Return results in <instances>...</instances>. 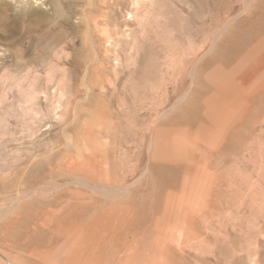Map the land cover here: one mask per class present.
<instances>
[{"label":"rangeland","instance_id":"1","mask_svg":"<svg viewBox=\"0 0 264 264\" xmlns=\"http://www.w3.org/2000/svg\"><path fill=\"white\" fill-rule=\"evenodd\" d=\"M249 1L156 0L148 28L162 32L153 47L134 0H0V264H264V93L233 118L224 105L240 110L248 94L237 75L222 78L232 68L221 59L224 36L250 12ZM85 9L97 28L87 30ZM158 17L168 24L157 27ZM191 26L203 28L196 39L185 34ZM256 50L238 73L261 63L264 44ZM215 51L219 59L202 72L214 85L202 100L215 98V119L178 122L194 102L179 99L178 69L189 59L190 72L196 56L202 64ZM63 76L67 94L55 105ZM90 159L106 160L104 174L127 189L114 197L96 188L92 198L107 205L74 212L68 198L85 187L69 172L51 177V168ZM155 163L192 168L177 176ZM122 166L132 171L124 179ZM22 179L42 181L38 192L19 193ZM31 201L40 205L21 207ZM131 231L138 255L128 259Z\"/></svg>","mask_w":264,"mask_h":264},{"label":"bare ground","instance_id":"2","mask_svg":"<svg viewBox=\"0 0 264 264\" xmlns=\"http://www.w3.org/2000/svg\"><path fill=\"white\" fill-rule=\"evenodd\" d=\"M92 1H94V0H92ZM102 1L104 3L108 2V0H102ZM133 3H134V6H135V13H137V15H138V11L144 10L143 16L142 15H141L142 17L140 16L141 19L138 18L139 25L141 26L142 35H144L143 38L154 40L152 42L153 43V47L157 46L159 44V40L158 39H159V37H161V32L162 31H159V29L161 30V27L159 29L158 28L155 29L154 34L150 33V31H152L151 29L153 28V25L150 26V27H152L151 29H149L150 27L148 28L149 20L151 19L153 13L155 14L158 11V8L156 6V4H157L156 0H134ZM91 4H94V2L90 3V5ZM249 11L250 12H248V14H245L247 16H245L244 18L239 19V20L237 18V20L235 21L236 23H234L235 25H233L234 29H232L231 32H228L226 34V36H224L225 37L223 39L224 40V43H223L224 46H223V48H221L223 50V56H222L221 59H222V62L224 64V67L225 68L226 67H232L230 72H224L223 73V75H222L223 80L228 81L229 78L231 77V75H234V76L237 75V77L240 79L241 85L244 86V88H245V93L248 94V97L247 96L246 97L245 96L242 97V100L245 102V104H243V108H240V110H239V108H237V106H233L232 104H231V107H232L231 109H229L228 106L224 105V108H226V110H227V115H232L233 118L234 117H239L242 114L248 113L249 112L248 108L251 106V104H253L257 99L259 101V98L264 93V56H262L263 60L261 61V63H258L257 66L253 67L248 72H246V73H238L236 71L237 70L236 67L241 61H245L246 59L251 58L255 54V52L257 51L256 49L259 46L264 44V0H254V3L252 5L250 4ZM83 14H84L83 15V20L85 21V24L87 26V30H93V29H95V28H97L99 26V24H100L99 18L98 17L97 18H93V16H91V11L90 10H86L85 9V12ZM129 14H130V17H135V14L133 12H130ZM240 16H242V15H240ZM136 17H138V16H136ZM153 17H152V19H153ZM212 18L215 21L214 15L212 16ZM154 22H155V25L157 27L166 24V22L161 21L159 19V17H158V19L156 18L154 20ZM219 28L220 27H218V29ZM167 29H169V27ZM218 29H216V30H218ZM184 31H185V34L189 38L196 39V36L200 32L203 31V28L201 26H199V28L196 29V28L191 26L190 28L186 27L184 29ZM225 31H226V29H225ZM215 32H213V33L215 34ZM163 33L165 34L166 32L163 31ZM130 34H131V32H130ZM205 37H203V38H205ZM221 37H222V35L220 36V38ZM130 38H132V42L134 41L133 44H135L136 43V37H134V33L131 35ZM220 38H218V39H220ZM111 39H112V36H109L108 42L110 44L112 43ZM220 40L222 41V38ZM256 40H258V42L256 43V47H253V49H251L248 52L247 48L253 42H255ZM152 43H150V44H152ZM166 43H168V42H166ZM202 43H203V41H202ZM216 43H217L216 47L214 45L215 48L218 47L217 46L218 42H216ZM198 46H200V45H198ZM211 46H213V44ZM132 47H133V45H132ZM195 49H196V47H195ZM219 49H218V51H219ZM195 53L196 52H192L191 54L194 55ZM199 53H200V51H199ZM214 53H215V55L213 54V57H211V58L209 57L210 59L208 58V60H206L202 64L199 63L200 58H197V56H196V59L194 58V60H192L193 62H195V66L192 69V71H190V72L187 70V69L190 68V66H188V68H186L188 62L191 61L189 59L184 60L183 64L178 69V72H177L178 74L176 76L177 77L176 78L177 79L176 80L177 86L181 87L182 90L185 89L184 92L183 91L181 92L182 94H181L179 99L182 100V101L185 100V99H187L188 101H191V100L194 101L192 104H189V105H187L184 108L185 112L189 111L188 115L183 113L186 116H184L182 114H178V115H176V117L173 118L175 120H178V122L181 121V122L187 123L190 126H195V125H197V123L205 122V121H212L213 119H215L214 113L212 112V110L210 108V103L213 102L215 100V98L210 96V97H208V99L205 102L202 100L204 95L207 94L209 90L214 89V85L213 84L209 83L208 85H206L207 84L206 83L207 80H206L205 77H203V73H202L204 71V69H206L207 67L211 66L212 64H214V62H216L219 59V53L216 52V51ZM216 53H218V54H216ZM220 54H222V53H220ZM165 55L168 56L167 54H165ZM115 59H116V61L114 62V68L117 69V67H119L118 64H119L120 61H119V57H116ZM170 69H167V70L165 69V71H171L172 69L171 70ZM174 71H172L171 73H173ZM66 75H65V77H68ZM161 75H162V79L163 80L166 79V77H169L168 76V72H167V75H166V73H163V71H162ZM169 75H170V73H169ZM11 76H13V75H11ZM189 77L191 78L190 80H189ZM65 81H66V79L64 78V76L58 81V85L60 86V91L58 93V99H56V102H55L56 104L55 105H57V103H60L61 102V98L65 97V95L67 94L66 91H65V87H66V82ZM150 90H154V87L151 86ZM55 92H54V94H55ZM75 92L76 91H74L71 94H75ZM235 115H237V116H235ZM227 125L228 124H225V129L227 128ZM105 161L103 159H90L89 161H87L84 164H76L75 161H71L68 165L64 164V165H59L57 168H53V167L51 168V173H50L51 177H54L56 175L64 176V175H66V173L69 172V173L75 175V177L79 178L80 179L79 182L81 181V183L85 187V190H82L81 192L73 193L71 195L72 197L68 198L69 199V203L66 204V207L68 209H70L71 211H74V212H82L83 213V212H88V211L92 212L91 210H93V209L100 210V207L102 208V207L106 206L107 202L106 201L103 202L101 198H99V199H93L92 198V194L90 192H92V191L94 192V189H96V188H99V189L103 190V192H105V191L106 192H110V194L112 196H114V197H118L119 195L121 196V194L124 196L123 193L126 191L128 184L122 185V184H125L126 181H125V183H124V181H123V183H120L121 184L120 186H117L116 185L117 183L114 184L115 180L111 179L109 176H106L104 174V172H103V166L105 164ZM99 167H100V169H98ZM152 168H154L156 170L173 171L177 176H180L182 171H189V170H191L192 167H191V165L189 163H186V164L175 163L173 165H170L168 163H155L154 166H152ZM129 170H130V168L128 170H125V166H122V171H123V173L121 172V174H123L122 179H124V177L127 175ZM131 172H129V173H131ZM120 177L121 176H119V178ZM41 182H38V184L32 185L29 181H26L25 179H22V180H16L15 185L17 186V190H18L19 193H22V192L24 193V192H27V191H32L33 192V191H37V190H35V188H36L37 185H40L39 183H41ZM24 184H25V186H24ZM37 189H39V188H37ZM65 189H67V188H65ZM59 190H61V189H59ZM97 191H98V189H97ZM99 192L101 193V191H99ZM68 193H67V196H68ZM130 193L131 192H128V194H130ZM28 194H29V192H28ZM136 194H137V192H136ZM64 195H65V193H64ZM96 196H98V195H96ZM60 198H63V197H60ZM72 198H73V200H71ZM116 201H118V200H116ZM49 204L51 206H55V208L59 206V202L57 200H53ZM33 205H36V206L38 205L39 206L40 203H36V202L31 201V202H29L27 204L25 203L21 207L28 209L29 207H31ZM60 210H61V208H60ZM92 217H94V216H92ZM92 217L89 216V219H92ZM131 232H132V235L134 236V238H133V241L129 245V247L127 249V252H126V255H128V259L138 255V252H137L138 249L135 247V245H136L135 242L137 241L136 232H133V231H131ZM86 237H87V235H86ZM158 245H160V244H158ZM158 245H157V248H156L157 250L160 247ZM143 252H145V251H143ZM163 253H166V249H162V254ZM142 256H143V253L141 255H139V257H142ZM154 256H156V250H152L151 254L147 255L146 257L148 259V258H152Z\"/></svg>","mask_w":264,"mask_h":264},{"label":"clouds","instance_id":"3","mask_svg":"<svg viewBox=\"0 0 264 264\" xmlns=\"http://www.w3.org/2000/svg\"><path fill=\"white\" fill-rule=\"evenodd\" d=\"M44 0H32L33 6H43Z\"/></svg>","mask_w":264,"mask_h":264}]
</instances>
